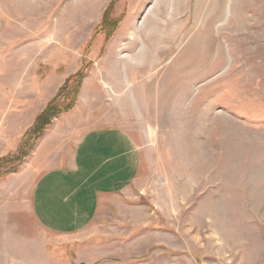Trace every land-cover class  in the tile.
Here are the masks:
<instances>
[{
  "label": "rangeland",
  "instance_id": "rangeland-1",
  "mask_svg": "<svg viewBox=\"0 0 264 264\" xmlns=\"http://www.w3.org/2000/svg\"><path fill=\"white\" fill-rule=\"evenodd\" d=\"M108 129L136 175L95 205ZM2 158L0 264H264V0H0Z\"/></svg>",
  "mask_w": 264,
  "mask_h": 264
},
{
  "label": "crops",
  "instance_id": "crops-1",
  "mask_svg": "<svg viewBox=\"0 0 264 264\" xmlns=\"http://www.w3.org/2000/svg\"><path fill=\"white\" fill-rule=\"evenodd\" d=\"M132 138L128 132L121 129L120 131L93 130L87 131L85 136H82L76 144L74 158L71 159V172L74 174L79 172L82 167L79 166V157L87 152L86 161L90 175L85 180L90 183V187L96 190L94 194L95 205L102 203L103 200L100 197H115L118 193L124 194L127 187L133 186L130 180L136 175L134 162L137 157V146L135 147ZM86 148L88 149L86 150ZM130 155L134 156L131 157ZM49 179L46 177L45 181L48 182ZM67 184L70 183L67 181ZM75 192L73 190L74 195Z\"/></svg>",
  "mask_w": 264,
  "mask_h": 264
},
{
  "label": "trees",
  "instance_id": "trees-1",
  "mask_svg": "<svg viewBox=\"0 0 264 264\" xmlns=\"http://www.w3.org/2000/svg\"><path fill=\"white\" fill-rule=\"evenodd\" d=\"M78 75L81 77L80 78V83H81V80L83 78V73L79 72ZM80 83H79V85H80ZM74 105H75V102L73 101V103H69L67 106H65L64 109L62 108V109H58V110L56 108L54 109L52 106H49L43 113H41L37 118V122H36V125H35L33 131L31 130L32 132H31L30 136H28L30 138L28 143L32 142L31 145L28 146L29 150L33 147V145L37 139H40L42 136H44L47 128L51 125L54 118L56 116H61L63 112L70 111L74 107ZM9 158H11V157H9ZM9 158L0 159V165H3L6 162H7L6 164H8L11 161H15V159L7 161ZM6 167H5L6 168L5 171H2L0 173V180L5 179L12 172H15L18 169L19 165L14 166L12 168H9L8 165H6Z\"/></svg>",
  "mask_w": 264,
  "mask_h": 264
}]
</instances>
